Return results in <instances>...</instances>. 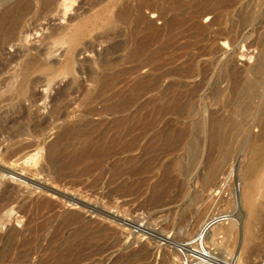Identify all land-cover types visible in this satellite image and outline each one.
Listing matches in <instances>:
<instances>
[{
	"label": "bare ground",
	"instance_id": "bare-ground-1",
	"mask_svg": "<svg viewBox=\"0 0 264 264\" xmlns=\"http://www.w3.org/2000/svg\"><path fill=\"white\" fill-rule=\"evenodd\" d=\"M68 1L69 5L67 0H0V216L5 210L15 209L25 219L20 228L12 225L0 231V262L24 263L33 255L40 264H73L85 256L95 257L96 264L109 259L111 250L119 244L117 230L107 222L91 221L75 209L80 206L78 197H68L72 200L69 205H75L65 208L62 200L46 195L50 190V194L57 191L48 183L28 181L26 189L21 190L2 179L4 174H15L14 165H19L20 171L48 175L47 182L58 185L66 176L86 173L87 169L79 167V163L91 157V146L97 142L122 152L138 150L130 157L135 163H123L126 166L122 171H110V179H122L112 190L114 196L131 192L125 168L138 174L152 171V163H140L138 159L142 149L163 134H172L175 141L182 140L190 163H203V181L215 182L227 172L226 179L233 174L234 163H248L243 194L251 198L258 192L264 194V183L259 178L264 169L256 164L264 163V0H93L98 8L83 23L78 22L71 29L52 27L44 36L53 45L47 53L65 47L58 65L48 59L41 46L32 47L29 52L21 48V41L15 43L29 29L26 17L34 2L43 12L53 11L58 3L68 7L74 0ZM146 10L161 19L162 24L151 20ZM205 16L208 22H203ZM96 28L101 29L96 40L106 41L112 35L121 38L97 53L93 64L83 66L92 87L82 91L80 109L67 113L74 118L57 131L32 168L28 165L35 153L30 152L31 147L42 149L36 138L62 118L64 98H60L72 94L80 84L75 75L82 72L75 65L78 46L83 44L84 50H94L93 42L83 40ZM221 40L233 47L241 42L247 48L253 47V61L239 65L226 49L221 53ZM8 45L14 47L13 53L3 52ZM143 68L147 70L143 72ZM61 73L68 78L51 98L49 114H26L23 101L32 105L40 98L34 86L45 85L49 91ZM95 115L97 120L91 117ZM254 126L258 127L257 132H253ZM109 131H113L110 138L100 141ZM148 133H152L150 138L141 146L142 137ZM67 139L73 140L72 146L64 144ZM22 158L24 164L20 163ZM166 173L163 170L160 175ZM153 176L150 173L149 177ZM1 217L0 225L5 220ZM141 226L138 225L139 229ZM209 241L216 244L218 240ZM218 242L226 246L223 239ZM89 243L92 250L87 253L84 248ZM219 244L216 245L222 247ZM140 251L130 255L137 257ZM234 261L243 264L239 255Z\"/></svg>",
	"mask_w": 264,
	"mask_h": 264
},
{
	"label": "rangeland",
	"instance_id": "rangeland-1",
	"mask_svg": "<svg viewBox=\"0 0 264 264\" xmlns=\"http://www.w3.org/2000/svg\"><path fill=\"white\" fill-rule=\"evenodd\" d=\"M67 2V5H69L68 0ZM93 3V0H74L68 7H66L67 5L64 6L63 4L58 3L53 11L49 10L41 12L40 7L37 5L38 3L34 2L32 12L26 17V25H29V29L28 31L26 30L21 33L15 43L19 44L21 41V43L24 44L21 48L27 49L29 52L33 51L32 47L41 46V49L46 51L48 59L51 62H56L55 64L58 65L60 60L64 57L65 47L62 46L56 51L47 53V50H49V48L51 49L53 45L48 41L50 39H46L44 36L48 34L49 28L66 26L71 29L76 23H83L98 8V6L95 7ZM145 13L151 20H154L156 24H162V20L158 19L154 13L149 12L148 10H146ZM202 20L203 22H208L209 18L205 16ZM90 24L91 23H88V25ZM100 30V28L91 29L83 40V42H93L94 50H84L83 44L78 46L75 65L81 67L82 72H76L75 75L79 79L80 84L77 87L75 86L72 94H67L68 96L66 95L65 97L60 98V100L64 98L61 105L63 111L62 118L50 124L45 133L40 135V138H36L40 144L42 143L43 147L42 149H39L40 147H31L32 149L30 152H35V159L32 160L34 156L30 158L28 163L30 167H34L33 163H35L37 156H39V159L41 160L42 153H45L46 151V145L54 140L57 136V131L61 130L72 121L74 118L73 114L68 115L67 113L80 109L79 101L82 91L92 87V82L87 79L83 66L86 64L88 66L93 64L95 59H97V53L99 55L103 51V48L109 43L121 38L120 36L112 35L106 41L96 40L95 37L100 33ZM218 46L221 49L223 48L221 53L226 49V53L233 54L239 65L245 63V61L251 63L253 61V56L256 53V49L253 47L247 48L242 42L233 47L221 40L219 41ZM56 47L59 46L57 45ZM13 50L14 47L8 45L3 52L13 53ZM251 54L252 57H250ZM94 66L96 65L94 64ZM146 70L147 68L142 69L143 72ZM67 78L66 75L64 76V74L61 73L55 78L56 80L54 81L55 83L53 82V88L49 91L46 90L45 85H35L34 91L35 93H39L37 95L38 98H40L37 100V104L34 103L32 105L29 104L28 100L23 101V105L26 107V114H49L48 109L52 107L51 98L56 95V91L60 89V86L62 87V85L65 84ZM91 117L93 120L98 119V116L96 115ZM252 130L253 132H257L258 127L254 126ZM112 132L113 131L107 132L104 138L100 141L108 140ZM151 134L152 133H148L142 137L140 141L141 146H144ZM64 144L66 146L68 145L67 147H70L73 145V140L67 139ZM150 146L142 149L144 153L142 152V156L138 160L141 161L140 163H152V171L138 174L125 168L126 176L128 177L127 180L132 184V189L131 192H125L126 194L120 193L119 195H115L116 197L112 195V190L117 189L119 186L118 184L122 182V179H110V174L112 173L110 171H116L115 169L122 171L121 168L123 169L126 166L125 164L123 165V163H135L136 161L132 159L130 160V157L136 154L138 150L133 152H122L118 148L107 149L101 146L100 142L94 143V145L91 146L93 151H91V157L88 160L83 161V163H79V167L87 169L86 173L77 176H66L61 179L58 185H53L49 181L47 182L46 178H48V175L35 176L34 174L20 171L21 169L19 165H14V171L17 175L7 173L2 176V179L21 190L24 188L26 189L28 181L31 182L34 180V183H48V186L52 185L53 189L57 190L53 194H50L51 190L48 191L46 193L48 197H51L52 199L54 197V200L59 199L58 201L62 200L61 203L64 204L65 208H74L75 204L69 205V202H72L69 198L73 196L78 197L81 202L78 204L80 206H75V209L78 208V210L83 212L85 217L89 220L91 219V221L107 222L106 224H110L111 227H114L117 230V236H119L120 242H117L119 244H116L111 250L109 259L102 264H124L127 261L129 262L128 264H183V259L181 258L182 254L178 251L179 248H177V246L189 239L202 240L203 243L207 241L205 244H208L210 242L209 238L210 240H213V242L216 240L221 241L223 239V242L226 243V246L224 244L223 246L222 244H219L218 241H216L217 243L215 242L217 245H222V247H218L216 244H212V242H210L211 244L209 243V246H211V248L213 247L212 251L216 254L218 253L221 258H230L237 261V256L239 255L243 264H264V194L258 192L252 198L250 195L245 196L243 194L246 166L248 163H234L233 174H229L226 179L224 178L227 172L222 175L224 178H218L215 182H205L203 181V175H205L206 170L204 169L203 163H190L182 140H180V142L175 141V137L173 138L172 134H163L160 135L159 139L153 142ZM20 163L24 164L23 158L20 160ZM256 164L260 170L264 169V163ZM112 168L114 170H112ZM230 168L232 167L230 166ZM163 170L167 172L165 174L166 176L160 175V172ZM150 173L154 174V176L149 177ZM18 174L25 177H20ZM162 177L163 179L158 180V178ZM259 178L264 183L263 172L260 173ZM141 179H143V181ZM156 185L158 186L157 188ZM66 198H68L67 200L69 201H67ZM250 205H254V207L252 208ZM6 211L7 210L2 212L3 215L1 214L3 217L0 216L3 220L5 218L3 221L4 223L2 222L0 225V231L5 230L7 226L12 225H15V227L18 228L22 227L25 222L24 217H22L15 209H13L12 212L11 210ZM202 212L203 214L201 215L200 213ZM206 215L207 217H205ZM197 217L198 220H196ZM217 219L219 222H215ZM230 220L235 221V223ZM217 222L220 226L222 224L221 228H219L220 226L217 225ZM227 222H231L230 225H228ZM214 223L218 228L216 226H211ZM139 224L143 225L140 229L138 227ZM204 224L207 225L204 226ZM223 225H225V227ZM231 225L234 226L231 228ZM194 226L195 228L197 227V229L194 230ZM210 226L215 232L210 229ZM227 226L229 228H227ZM214 228H217L218 231ZM217 232H220L221 234ZM211 235L214 236L213 239H211L213 237H211ZM217 236L222 239L219 240V238H217L215 240V237ZM213 245L217 247H215L217 250ZM85 246V252L88 253L92 250L90 243ZM134 250H141L140 255H142V257L140 255L132 257L130 253H134ZM147 250L148 253L146 252ZM142 252L145 253L144 256ZM146 255L147 257H145ZM33 257L35 256L33 255ZM33 257L28 262L23 260L24 263L22 260H12L7 263L1 261L0 264H40L37 263V260ZM175 259H177V261ZM94 260L95 257L93 256H85L73 264H96ZM44 264L53 263L46 262Z\"/></svg>",
	"mask_w": 264,
	"mask_h": 264
},
{
	"label": "built area",
	"instance_id": "built-area-1",
	"mask_svg": "<svg viewBox=\"0 0 264 264\" xmlns=\"http://www.w3.org/2000/svg\"><path fill=\"white\" fill-rule=\"evenodd\" d=\"M183 264H236L234 259H224L212 251L202 240L189 239L179 244Z\"/></svg>",
	"mask_w": 264,
	"mask_h": 264
}]
</instances>
